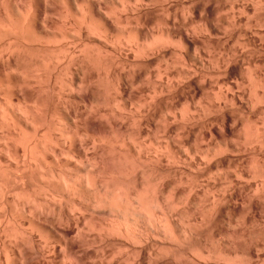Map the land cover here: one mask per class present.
I'll return each instance as SVG.
<instances>
[{"label":"clouds","instance_id":"1","mask_svg":"<svg viewBox=\"0 0 264 264\" xmlns=\"http://www.w3.org/2000/svg\"><path fill=\"white\" fill-rule=\"evenodd\" d=\"M0 264H264V0H0Z\"/></svg>","mask_w":264,"mask_h":264}]
</instances>
